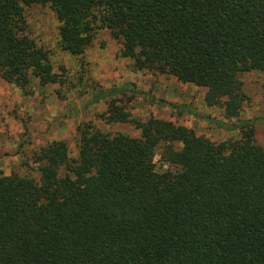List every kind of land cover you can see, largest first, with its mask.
<instances>
[{"label":"trees","instance_id":"obj_1","mask_svg":"<svg viewBox=\"0 0 264 264\" xmlns=\"http://www.w3.org/2000/svg\"><path fill=\"white\" fill-rule=\"evenodd\" d=\"M33 4L54 12L63 51L82 55L100 21L137 69L204 88L227 119L246 101L238 75L264 71V0H0V78L21 88L59 81L26 33L23 7ZM139 128L130 137L83 125L76 160L65 142L49 143L36 154L39 181L0 172V264H264L254 122L230 126L241 137L225 141L164 119ZM160 145L172 169L158 172Z\"/></svg>","mask_w":264,"mask_h":264},{"label":"rangeland","instance_id":"obj_2","mask_svg":"<svg viewBox=\"0 0 264 264\" xmlns=\"http://www.w3.org/2000/svg\"><path fill=\"white\" fill-rule=\"evenodd\" d=\"M26 33L47 51L59 81L42 85L36 78L24 88L0 78V172L18 173L39 181L36 154L53 141L65 142L70 160L78 157L79 130L85 124L105 134L139 137V125L149 118L172 121L214 141L239 139L230 126L252 120L255 140L264 147V71L238 75L246 94L237 119H227L222 107L208 106L205 89L175 77L137 69L132 58L121 56V42L100 21L91 43L76 57L63 51L58 21L45 6L23 7ZM140 64H142L140 62ZM121 93L109 94L113 89ZM101 97L93 102L95 97ZM120 108L125 122H111L109 104ZM220 124H223L220 126ZM155 149L154 169H172Z\"/></svg>","mask_w":264,"mask_h":264}]
</instances>
